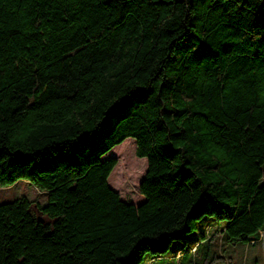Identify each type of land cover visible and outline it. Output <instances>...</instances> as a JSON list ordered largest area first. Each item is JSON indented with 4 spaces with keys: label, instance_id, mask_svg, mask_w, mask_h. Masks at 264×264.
<instances>
[{
    "label": "trees",
    "instance_id": "obj_1",
    "mask_svg": "<svg viewBox=\"0 0 264 264\" xmlns=\"http://www.w3.org/2000/svg\"><path fill=\"white\" fill-rule=\"evenodd\" d=\"M127 139L138 205L103 159ZM20 181L46 201L0 204V264H146L206 218L258 241L264 0H0V188Z\"/></svg>",
    "mask_w": 264,
    "mask_h": 264
},
{
    "label": "rangeland",
    "instance_id": "obj_2",
    "mask_svg": "<svg viewBox=\"0 0 264 264\" xmlns=\"http://www.w3.org/2000/svg\"><path fill=\"white\" fill-rule=\"evenodd\" d=\"M127 147L131 160L138 163L137 172L140 175H134L127 172L122 176V162H119V149ZM133 150V151H132ZM115 151L113 155H109ZM118 151L119 153L117 154ZM121 155V154H120ZM114 158L117 165L113 170L109 186L120 196L124 202H130L134 205L141 203L144 198L139 193V184L146 173V160L136 157V145L133 139H127L126 142L114 147L103 159ZM124 163V162H123ZM119 165V166H118ZM119 167V168H118ZM24 197L33 203L44 205L46 194L38 191L35 187L25 181H20L9 188H0V204L9 203L17 198ZM209 218L204 219L198 224V231L190 236V239L198 237L199 239L190 244L187 251L181 248V242L174 244L168 257L161 260H151L146 264H264V236H260L247 246L237 245L228 246L224 243L221 227L211 223ZM203 235L202 237H200ZM175 252V253H174Z\"/></svg>",
    "mask_w": 264,
    "mask_h": 264
}]
</instances>
